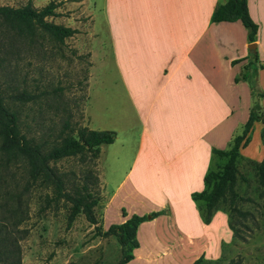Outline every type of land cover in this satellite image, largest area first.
Listing matches in <instances>:
<instances>
[{
  "label": "crops",
  "instance_id": "obj_1",
  "mask_svg": "<svg viewBox=\"0 0 264 264\" xmlns=\"http://www.w3.org/2000/svg\"><path fill=\"white\" fill-rule=\"evenodd\" d=\"M225 1L117 0L115 5L113 0L107 4L115 12L109 17L118 21L112 38H122L133 50L131 55L123 52L130 62L122 68L133 102L138 108H152L163 100L174 108L175 116L164 135L162 122L154 117L146 120L129 171L112 191L105 190L100 177L106 195L105 227L135 213L167 211L138 225L140 245L126 264H192L202 253L216 258L222 244V237L214 235L219 215L229 231L227 217L221 212L205 223L199 202L191 198L193 191L205 188L204 177L215 156L212 148L229 149L252 107L248 82L236 77L252 60L255 50L249 45L253 42L248 41L241 20L212 21L215 5ZM247 5L259 25L255 65L264 90V0H247ZM261 105L264 114L262 99ZM258 123L250 131L249 145ZM106 144L101 145L98 169ZM249 145L242 148L243 153ZM256 149L245 154H256L260 161L264 146ZM110 212L115 218L109 219Z\"/></svg>",
  "mask_w": 264,
  "mask_h": 264
},
{
  "label": "rangeland",
  "instance_id": "obj_2",
  "mask_svg": "<svg viewBox=\"0 0 264 264\" xmlns=\"http://www.w3.org/2000/svg\"><path fill=\"white\" fill-rule=\"evenodd\" d=\"M28 1L38 7L49 0H0V5L18 6ZM54 1L58 4L57 15L50 19L78 31L65 39L61 50L45 38L38 48L25 51L19 60L13 51L1 52L2 79H24V86L29 90H45L41 100L22 108L30 135L48 137L69 118L74 127L86 125L95 130H115L116 139L105 145L99 169L96 160L90 158L91 153L84 154V159L76 155L56 163L58 170L76 183L84 182L87 173L99 175L98 184L89 178L90 189L98 197L95 207L97 224H90L84 212H80L66 229L71 204L55 198L57 189L52 180L39 177L32 191L30 215L21 224L22 228L28 229V236L21 242L22 264H118L123 248L116 236L96 232L97 228L105 230L108 220L103 219L106 195L101 178L105 181L106 191L118 186L136 155L142 125L154 117L162 122L160 132L164 135L175 117L174 108L163 100L152 108H138L133 102L128 82L122 74L124 64L130 62L123 52L131 55L133 50L122 38H112L113 32L116 34L118 30L115 25L118 21L109 17L115 12L113 8L107 9V4L110 1L111 5L113 0ZM262 125L261 122L255 126L251 134L253 142L245 148L246 154L257 152L258 145L264 146L260 137ZM240 131L239 126L235 134ZM243 147L246 146L241 147L243 155L238 160V168L247 180L239 175L233 184L237 193L234 208L229 202V192L227 201L216 205L217 212L227 217L226 222L232 228L225 230L219 215L214 235L222 237L221 252L216 258L204 256L201 264H227L231 261L235 264H264V190L252 162L259 156H247ZM223 163L224 159L214 156L209 168L216 170ZM47 203L48 208L41 210ZM112 218L115 217L110 212L109 219Z\"/></svg>",
  "mask_w": 264,
  "mask_h": 264
},
{
  "label": "trees",
  "instance_id": "obj_3",
  "mask_svg": "<svg viewBox=\"0 0 264 264\" xmlns=\"http://www.w3.org/2000/svg\"><path fill=\"white\" fill-rule=\"evenodd\" d=\"M58 4L54 0L35 7L31 1L14 6L0 5V53L13 51L16 60L21 59L25 51L38 48L42 40L48 38L53 41L58 50L66 43L65 39L78 30L72 26L56 23L50 19L57 15ZM212 14V21L241 20L246 27L248 41L255 42L259 25L250 15L247 0H227L216 4ZM9 48L11 50H9ZM252 60L243 65L237 81L245 80L251 89V110L248 120L239 133L234 134L229 149L213 147L215 156L224 159L223 165L214 170L208 168L205 174V188L191 193L192 200L199 202V209L205 223L212 221L217 212L216 205L220 201L229 202L234 208V199L237 196L233 188L240 175L247 180L238 168V160L242 157L241 147L251 142L250 131L256 122L264 124V114L261 112L260 100H264V90L259 83L257 50L251 52ZM0 61V65L1 62ZM234 62L237 60H233ZM17 63V61H16ZM0 72V264H22L21 242L28 236V229L21 224L29 217L31 210L32 191L37 185L39 177L43 180H52L57 189L55 198H61L68 207L66 229H69L73 220L80 212H84L90 224H97L95 207L98 204L90 189L89 178L98 184L99 175L85 174L84 182L76 183L68 178L56 167L62 159L86 153L96 160L101 152L103 143H112L116 139V132L112 129L95 130L81 125L72 126L67 118L61 128L48 137L30 135L27 131L22 108L28 103L35 104L41 100L45 90H29L24 79L15 77L2 79ZM264 144V125L261 131ZM84 159V157H82ZM258 172L260 185L264 190V157L260 161H253ZM71 184V187L69 186ZM205 203V205H203ZM48 208V203L41 210ZM166 210L153 211L150 214L135 213L121 223H110L98 234H113L123 248L118 264H126L133 258V252L140 245L137 234L138 225L144 220L154 219ZM123 214L127 216L125 209ZM231 229L232 226L228 224ZM203 253L192 264H201ZM227 264H235L231 261Z\"/></svg>",
  "mask_w": 264,
  "mask_h": 264
},
{
  "label": "water",
  "instance_id": "obj_4",
  "mask_svg": "<svg viewBox=\"0 0 264 264\" xmlns=\"http://www.w3.org/2000/svg\"><path fill=\"white\" fill-rule=\"evenodd\" d=\"M249 49H251V50H256V49H257V44H256V42L251 43V44L249 45ZM149 217H150V216H149Z\"/></svg>",
  "mask_w": 264,
  "mask_h": 264
}]
</instances>
